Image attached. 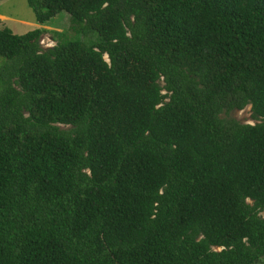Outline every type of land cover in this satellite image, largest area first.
<instances>
[{"label":"trees","instance_id":"16d2710c","mask_svg":"<svg viewBox=\"0 0 264 264\" xmlns=\"http://www.w3.org/2000/svg\"><path fill=\"white\" fill-rule=\"evenodd\" d=\"M26 1L75 34L0 28V264L262 259L264 0Z\"/></svg>","mask_w":264,"mask_h":264},{"label":"rangeland","instance_id":"374dc122","mask_svg":"<svg viewBox=\"0 0 264 264\" xmlns=\"http://www.w3.org/2000/svg\"><path fill=\"white\" fill-rule=\"evenodd\" d=\"M3 26L10 27L17 34L25 33L36 27L45 29V32L40 37V43L43 48L54 45L57 42V38H68L75 34L70 17L65 12L59 13L47 24H37L34 19V13L26 0H0V28ZM56 32L61 34L57 35ZM230 115L244 123L255 122L250 116L249 105L241 110L232 111ZM261 215L264 216V210ZM254 264H264V256Z\"/></svg>","mask_w":264,"mask_h":264}]
</instances>
